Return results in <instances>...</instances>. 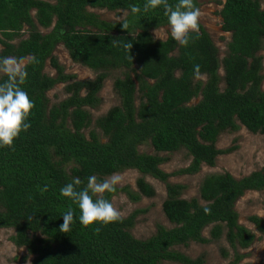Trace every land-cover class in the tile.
I'll list each match as a JSON object with an SVG mask.
<instances>
[{
  "label": "trees",
  "instance_id": "obj_1",
  "mask_svg": "<svg viewBox=\"0 0 264 264\" xmlns=\"http://www.w3.org/2000/svg\"><path fill=\"white\" fill-rule=\"evenodd\" d=\"M144 2L0 0V60H27L21 87L35 103L28 131L13 147L0 148V230L15 231L12 242L33 257L31 264H203L202 258L191 260L171 249L208 245L223 236L234 253L229 264H239L243 256L238 251L255 241V234L239 225L235 205L246 192H264V168L242 180L228 173L209 175L198 198L189 201L181 198L183 186L167 184L162 210L172 228L158 226L147 241L130 233L138 212L104 226L85 227L76 219L69 231L60 230L69 208L79 216L77 205L59 193L73 178L82 181L79 189L89 176L104 182L136 170L139 193L113 187L103 197L111 201L124 193L139 202L142 196H155L146 177L162 183L169 178L160 169L166 159L158 154L185 151L191 163L179 173L194 176L228 154L216 148L223 134L243 127L264 135L263 62L258 55L264 50V0H225L218 15L231 40L223 59L201 26L186 48L170 37L154 40V29L167 27L166 17L162 9L130 14L129 5ZM88 9L128 15L111 24ZM59 45L73 63L97 77L75 81L65 75L53 57ZM48 63L55 78L44 73ZM113 72L122 73L113 82L120 104L94 119L91 110L101 105L99 93ZM6 79L7 73L0 82ZM59 84L65 85L67 98L50 106L47 93ZM198 98V104L190 105ZM143 145L155 154H141ZM249 220L264 237V222ZM206 228L209 238L203 236Z\"/></svg>",
  "mask_w": 264,
  "mask_h": 264
},
{
  "label": "rangeland",
  "instance_id": "obj_2",
  "mask_svg": "<svg viewBox=\"0 0 264 264\" xmlns=\"http://www.w3.org/2000/svg\"><path fill=\"white\" fill-rule=\"evenodd\" d=\"M224 2L225 0L199 1V9L201 11L199 24L210 35L213 43L219 50L220 59H223L225 56L227 44L231 40L230 34L223 33L221 28L222 20L218 15ZM262 8L264 9V4ZM88 12L96 15L99 20L111 24L123 21L128 15L127 12L121 11L108 12L106 10L88 9ZM163 28L167 30V27ZM153 33L154 31L152 32L154 40L159 41L154 37ZM15 43L17 44L18 41ZM258 55L262 58V75L264 76V50ZM53 57L57 59L59 65L63 68L64 74L72 76L75 81H89L97 77L96 72L73 63L62 45L56 48ZM26 63L27 60L19 63V69L21 70ZM44 73L50 77H56V72L50 67L49 63L46 65ZM5 74L3 70H0V78ZM220 74L221 76L223 75L222 70H220ZM121 77V72H113L105 81L103 89L99 93L101 105L97 109L91 110L94 119L104 116L110 109L120 104L118 97L113 92V82L115 79ZM201 79L205 80L204 78ZM64 87V84H59L47 93L50 106L58 104L67 98ZM221 88L223 89V85ZM262 89L264 91V81ZM200 100V98L194 99L190 105H196ZM216 148L220 151L228 150V154L219 156L214 168L202 166L200 172L194 176L179 173L185 170L191 163V159L185 151L158 154L160 157L166 159L165 163L160 166V169L169 178L167 182L162 183L151 177H146V182L154 189L155 196L153 198L149 199L142 196L139 202H132L124 193H117L113 196L111 202L120 212V219H127L135 212H138L133 220V228L130 231L135 239L139 241L149 240L155 235L158 226H163L167 229L172 228L162 210V204L167 195V184L183 186L185 190L181 198L189 201L193 198H198L199 187L204 178L209 175L228 173L234 179L242 180L264 168V135L251 134L241 127L236 133L227 132L223 134L218 139ZM139 152L148 155L155 154L150 145L139 147ZM139 178H141V175L136 170H126L112 177L105 178L104 182L112 183L113 187L118 190L127 187L131 192L137 194L139 192L136 188V182ZM201 203L204 204L203 202ZM261 208H264V192H246L236 202L235 211L238 214L239 225L255 234V241L250 248L238 251V254L243 256L239 264H264V237L257 233L256 228L249 220L251 217H257L264 222V217L256 214V210ZM209 231L210 228H206L203 231V236L209 238ZM14 236L15 231L13 229L0 230V264H31L33 257L29 256L24 248H18L14 245L12 242ZM171 251L180 253L191 260L202 258L203 264H229L234 260V253L226 243L224 236L220 240L211 242L208 245L190 243L188 247L176 246ZM223 252L228 255L226 259L223 257ZM161 264L178 263L166 261Z\"/></svg>",
  "mask_w": 264,
  "mask_h": 264
},
{
  "label": "clouds",
  "instance_id": "obj_3",
  "mask_svg": "<svg viewBox=\"0 0 264 264\" xmlns=\"http://www.w3.org/2000/svg\"><path fill=\"white\" fill-rule=\"evenodd\" d=\"M158 9L163 10L167 30L155 28L153 34L157 40L161 42L170 37L179 46L186 48L194 37L198 38L201 11L196 6V0H176L174 4L169 0H145L142 6L129 5L132 15ZM126 47L130 49L131 44ZM18 65L19 62L14 57L0 60V68L7 73V79L0 82V148L13 147L20 134L27 132L31 127L28 118L35 103L21 87L27 73L20 70ZM81 184L80 178L76 177L59 189L60 195L69 198L79 210L78 217L74 215L72 208L61 216L63 223L60 230L69 231L76 219L85 227L94 224L104 226L120 220V212L110 200L103 197V193L114 190L112 183L97 182L94 176H89L87 185L78 189ZM47 190V185L41 188L43 192ZM92 194H96L95 199ZM256 214L264 217V208L257 209Z\"/></svg>",
  "mask_w": 264,
  "mask_h": 264
}]
</instances>
